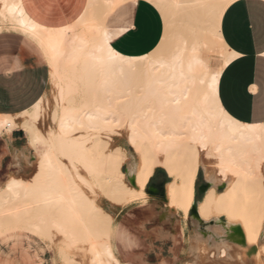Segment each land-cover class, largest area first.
I'll list each match as a JSON object with an SVG mask.
<instances>
[{"label":"bare ground","instance_id":"bare-ground-1","mask_svg":"<svg viewBox=\"0 0 264 264\" xmlns=\"http://www.w3.org/2000/svg\"><path fill=\"white\" fill-rule=\"evenodd\" d=\"M117 1L88 0L76 21L54 29L34 22L20 0L1 2L0 22L9 21L45 52L53 102L42 96L29 111L0 115V132H10L21 117L18 125L28 147L45 146L30 180L13 174L3 182L0 214L28 218L21 214L34 211L35 220L19 231L51 241L59 233V240L84 247L87 264H122L110 243L113 217L96 202L95 190L123 207L146 201L147 182L160 167L169 178V207L187 216L201 168L210 185L196 202V220L203 226L222 224L234 233L239 227L238 243L246 255L264 264V242L258 243L264 236V123L233 119L216 96L218 76L234 56L220 37L219 23L234 0H146L168 30L155 49L135 57L114 51L103 35V18ZM196 32L205 39L212 33L220 48L217 66L201 55L202 35ZM112 135L123 137L141 157L136 186L128 182L119 157L127 149L112 147ZM94 136L109 141V159L99 152L95 161L87 160ZM217 179L221 186L227 183L225 189H216ZM219 250L225 259L227 251ZM71 260L63 263L82 264Z\"/></svg>","mask_w":264,"mask_h":264},{"label":"crops","instance_id":"crops-1","mask_svg":"<svg viewBox=\"0 0 264 264\" xmlns=\"http://www.w3.org/2000/svg\"><path fill=\"white\" fill-rule=\"evenodd\" d=\"M87 1L20 0L34 22L50 29L76 21ZM122 3L125 4L112 12ZM162 19L159 10L146 0H119L103 18V35L109 46L121 55H145L161 41ZM3 22L9 21H1L0 27ZM219 34L234 53L218 76L219 105L241 123H264V0L232 1L222 13ZM49 75V61L35 40L19 31H0V115H16L28 110L45 94ZM5 131L0 132V171L6 168L16 174L26 166L24 156L29 147L22 144L25 136L22 128H12L10 133ZM30 156L33 154L26 156L28 164ZM168 181L164 169L157 167L145 187L146 201L107 207L113 217L110 243L113 254L122 264H184L189 260V228L196 217L191 210L183 216L169 207L165 194ZM205 183L199 181L197 174L192 205L195 206L209 188V182L207 188ZM216 189L221 190L222 186L217 183ZM216 226L210 225L207 229V248L213 251L212 257L208 255L207 264L257 263L256 257H245L247 250L233 242L236 235L223 225ZM259 240L264 242V236ZM221 248L227 251L225 259L219 255Z\"/></svg>","mask_w":264,"mask_h":264},{"label":"rangeland","instance_id":"rangeland-1","mask_svg":"<svg viewBox=\"0 0 264 264\" xmlns=\"http://www.w3.org/2000/svg\"><path fill=\"white\" fill-rule=\"evenodd\" d=\"M124 4L125 3H122L118 6H115L113 8L112 12L118 10ZM98 7L100 8V6L97 4V6L95 7L96 11H98L97 10ZM108 16L105 18V24H107ZM200 24H198V25L201 26ZM164 25L165 24L163 22V31H165V29L168 30L167 27H165L166 25L165 26ZM2 29L16 31L9 22L1 23L0 31ZM187 34H188V37H190V34L189 33H187ZM196 35L200 36L202 34L200 32H196ZM199 38L201 39V42H202L200 44L201 55L203 57H207L209 59V63L212 67L217 66L220 63V58H221L220 57V48L218 47L212 33L207 35V39H205L204 35H202ZM164 47H166V46H164ZM50 91H51V84L49 81L47 90L43 96H45L46 100L53 102L52 93ZM76 104L79 105L80 102L78 101V102H76ZM125 106L128 107L129 105L125 104ZM31 107L25 111H29L31 109ZM21 119H22L21 117H18V119H17L18 124H19V121ZM48 123H49V119L47 116L45 118L44 122H42L40 124V128L42 131H44V128L48 125ZM18 124L14 125V127L12 126V128L13 129L19 128L20 126ZM2 135H4V134H2ZM2 137H5V135ZM111 137H112V139L110 140V144L112 147H113V145L114 146L115 145H121L123 147L125 146V148L127 149L126 150L127 153H125V154L122 153L119 157L122 160V165H123L122 169L126 171L128 182L132 186H136L134 180H135V173L137 171V166H138V163L141 159L140 155L136 151L133 152L131 150V148L127 145V143L123 137L115 136V135H112ZM26 142L27 141H26V138L24 136V138L22 140V144L25 145V144H27ZM108 145H109V141L106 138L94 136V139L92 140V143H91V145L87 151V154H86L87 160L89 162L95 161V157H96L97 153H99V152L100 153L103 152L106 159H109L111 156V152L107 148ZM27 147H28V145H27ZM44 148H45V146L43 143L38 144L36 146V148H31V147L27 148L25 155L29 156V154H33V156H30V158H29L30 163L28 164L26 156H24L26 166L24 167V169H21L15 175L16 176L19 175V177L21 176L20 178H23V179L27 178L28 180H30L32 173L35 171V164H36V160L38 158V155L43 152ZM87 171L88 170H86V172ZM88 172L91 173L90 170ZM212 173H214V170L212 171ZM12 174H13V172L9 169H6V168H4L2 171H0V185H1L0 188L2 187L3 182L7 179V177L12 175ZM198 178H199V181H201V180L205 181L204 175H203V170L201 168H200L199 173H198ZM27 179H25V180H27ZM216 181L219 185H221V183L218 179ZM226 186H227V183H224L222 185V189H225ZM95 191H96V194H95L96 202L104 210L108 211L107 207H110L114 204L112 202H110L109 200H107L106 198H104L102 196V194L98 191V189H96ZM32 205H33L32 207H34V204H32ZM34 214H35V212L31 211L30 213H27V214H21L22 216L26 215V217H28V218H25V216L24 217L20 216L16 219L14 217L6 215V214H0V218H1L0 219V223H1L0 224V229H1L0 230V264H62L63 262L65 263L66 259H72L71 261H73V262H76V260H77L78 262H76V263H82V264L88 263V255H87L88 252L84 249V247L82 249L78 250L76 247L74 248V246L69 245L67 242H65L63 240H59V239H62V238H59V236H61L59 233L53 235V238H52L53 240H54V238H56V239L58 238L57 240H55L56 241L55 242L53 240L51 241V240L47 239V237L38 238V237H35L33 235L27 234L25 232L19 231V230L25 228L26 223L33 222L35 220ZM28 215H30V216H28ZM4 217H6V219ZM8 218L11 220H9ZM21 218H24L27 222L24 221V219H22V221H21ZM28 220H29V222H28ZM222 220L223 219H220V221H222ZM217 225L218 226H216V227L219 228L220 227L219 225H222V224H217ZM18 227H20V228H18ZM209 228H210V225L203 226L196 219L192 220V224L189 228V232L191 234L190 235V246H189V253H190L189 261L193 262L194 264H207V261H208L207 256L210 253L209 249L207 248V229H209ZM263 228H264V226H263ZM231 234L236 235V239H233V242H238V235L236 233H234L233 231H231ZM258 243H263V242H261L259 240ZM70 246H72V247H70ZM69 257H71V258H69ZM249 257L252 258L253 256L249 255Z\"/></svg>","mask_w":264,"mask_h":264},{"label":"water","instance_id":"water-1","mask_svg":"<svg viewBox=\"0 0 264 264\" xmlns=\"http://www.w3.org/2000/svg\"><path fill=\"white\" fill-rule=\"evenodd\" d=\"M204 185L207 188V182ZM190 210H191L192 214H194V216L196 218H198V213H197L196 207L194 205L191 206V209ZM235 230L238 231L239 230V227H235Z\"/></svg>","mask_w":264,"mask_h":264},{"label":"snow or ice","instance_id":"snow-or-ice-1","mask_svg":"<svg viewBox=\"0 0 264 264\" xmlns=\"http://www.w3.org/2000/svg\"><path fill=\"white\" fill-rule=\"evenodd\" d=\"M8 127H11V124L8 121L4 122Z\"/></svg>","mask_w":264,"mask_h":264}]
</instances>
